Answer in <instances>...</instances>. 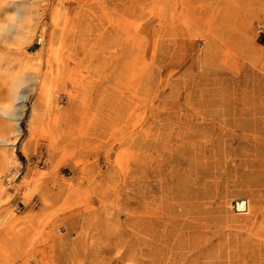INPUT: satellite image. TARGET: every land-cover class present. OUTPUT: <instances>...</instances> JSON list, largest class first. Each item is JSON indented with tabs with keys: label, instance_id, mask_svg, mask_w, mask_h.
I'll use <instances>...</instances> for the list:
<instances>
[{
	"label": "rangeland",
	"instance_id": "rangeland-1",
	"mask_svg": "<svg viewBox=\"0 0 264 264\" xmlns=\"http://www.w3.org/2000/svg\"><path fill=\"white\" fill-rule=\"evenodd\" d=\"M261 28L264 0H0V264H264Z\"/></svg>",
	"mask_w": 264,
	"mask_h": 264
},
{
	"label": "bare ground",
	"instance_id": "bare-ground-1",
	"mask_svg": "<svg viewBox=\"0 0 264 264\" xmlns=\"http://www.w3.org/2000/svg\"><path fill=\"white\" fill-rule=\"evenodd\" d=\"M236 207H238V210H249L250 209L248 201L245 199L236 200Z\"/></svg>",
	"mask_w": 264,
	"mask_h": 264
},
{
	"label": "built area",
	"instance_id": "built-area-1",
	"mask_svg": "<svg viewBox=\"0 0 264 264\" xmlns=\"http://www.w3.org/2000/svg\"><path fill=\"white\" fill-rule=\"evenodd\" d=\"M261 31H263V32H264V28H261Z\"/></svg>",
	"mask_w": 264,
	"mask_h": 264
}]
</instances>
